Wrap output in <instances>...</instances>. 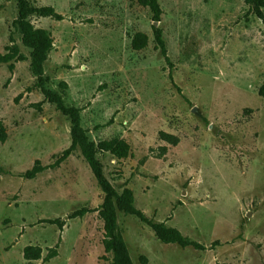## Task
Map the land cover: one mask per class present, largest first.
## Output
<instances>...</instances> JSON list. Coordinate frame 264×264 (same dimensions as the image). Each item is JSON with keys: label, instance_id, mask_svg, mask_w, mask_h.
I'll return each mask as SVG.
<instances>
[{"label": "rangeland", "instance_id": "374dc122", "mask_svg": "<svg viewBox=\"0 0 264 264\" xmlns=\"http://www.w3.org/2000/svg\"><path fill=\"white\" fill-rule=\"evenodd\" d=\"M27 1L61 16L28 19L53 42L45 88L80 110L103 176L118 195L130 190L147 219L201 246L164 244L147 224L117 212L132 263L264 264V8L157 0L156 24L137 0ZM17 15L13 0H0V53L11 36L26 58L12 71L0 65V264H111L97 212L104 195L79 148L58 167L25 176L36 161L51 165L71 136L69 119L36 87ZM137 33L148 42L133 51ZM111 141L125 143L127 157L100 147ZM81 209L90 212L69 218Z\"/></svg>", "mask_w": 264, "mask_h": 264}, {"label": "trees", "instance_id": "16d2710c", "mask_svg": "<svg viewBox=\"0 0 264 264\" xmlns=\"http://www.w3.org/2000/svg\"><path fill=\"white\" fill-rule=\"evenodd\" d=\"M17 7V19L14 21V27L19 32L21 45L28 50L29 53V68L31 73L36 78V87L41 91L44 99L55 106V109L63 116L67 117L70 122L71 143L68 148L62 151L59 157L47 167L41 166L39 161L34 163V166L26 172L27 178H33L38 173L47 168H56L63 163L75 150L79 148L89 170L97 181V185L104 195L103 202L98 212V217L103 224V239L102 246L106 254L111 257V264H133L125 242L122 237L116 232V216L117 212H122L124 215L134 216L143 223L147 224L155 233L158 240L164 244H176L181 248L192 247L200 249L201 246L184 238L181 233L174 229L168 228L161 223H154L147 219L143 213L137 210L134 206L133 193L125 189L118 195L111 184L103 176L101 164L96 158L98 146L96 147L91 142L81 126L80 110L74 107H67L63 103V97L60 94L51 92L45 88L47 78L44 75V66L48 60V55L52 50V38L48 31L43 29H35L29 22V17L33 14H38L42 17H50L56 20H61L53 8L43 7L33 9L27 0H13ZM246 2L260 14V9L264 8V0H246ZM137 3L149 10L154 23L160 22L162 11L157 0H137ZM155 47L159 50L161 56L166 63L169 64L165 42L163 40L162 30L159 27H152ZM148 38L143 33H137L131 40V48L133 51H140L147 46ZM10 45L7 47L4 54L0 53V65L8 66L10 71L13 70V65L17 62L26 61V58L20 53L18 45L14 39L9 37ZM261 96H264V87L260 91ZM6 140V131L2 123H0V143ZM115 141L104 142L100 145L104 151L110 152L118 158H125L128 155V146L123 142ZM90 211L81 209L69 216L70 219L82 218ZM49 224L56 225L59 228L63 226L60 220L48 221ZM30 247L24 250V258L27 260ZM55 256V252L48 255L47 258Z\"/></svg>", "mask_w": 264, "mask_h": 264}]
</instances>
